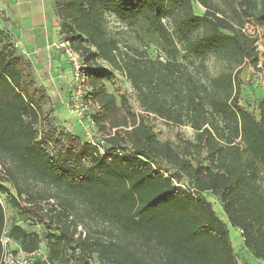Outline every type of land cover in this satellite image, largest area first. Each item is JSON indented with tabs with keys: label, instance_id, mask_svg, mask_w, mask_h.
Returning a JSON list of instances; mask_svg holds the SVG:
<instances>
[{
	"label": "trees",
	"instance_id": "1",
	"mask_svg": "<svg viewBox=\"0 0 264 264\" xmlns=\"http://www.w3.org/2000/svg\"><path fill=\"white\" fill-rule=\"evenodd\" d=\"M52 1L61 41L86 66L87 98L98 106L88 117L102 152L58 128L56 118L38 131L50 119L43 111L48 98L0 29V173L15 192L0 176V198L32 221L8 224L0 200V238L5 233L34 253L41 238L30 225H41L50 264H238L210 193L264 263V98L256 112L242 105L239 78L257 60L242 18L264 30V0H239L237 24L211 0ZM111 19L132 32L131 44L110 30ZM210 59L220 64L216 75ZM117 75L142 114L124 94L108 92ZM148 117L187 126L193 139L175 150L159 142ZM159 164L189 186L178 187Z\"/></svg>",
	"mask_w": 264,
	"mask_h": 264
},
{
	"label": "rangeland",
	"instance_id": "2",
	"mask_svg": "<svg viewBox=\"0 0 264 264\" xmlns=\"http://www.w3.org/2000/svg\"><path fill=\"white\" fill-rule=\"evenodd\" d=\"M211 1L213 2V4H215V6L219 10L223 12V15L231 23L237 24L238 20L234 16L233 10L235 9L238 12V14L242 16L241 10L238 7L239 0H211ZM194 11L197 14H202L203 9L200 8L198 5L194 4ZM242 20L244 24H248V22L251 21L249 17H243ZM109 27L111 31L119 33V38L122 41H126L127 43H130V44L132 43V36H131L132 32L131 31L125 30L124 28L118 26L116 22H114L112 19L109 21ZM261 32H264V30H262ZM148 54L151 58H154L156 53H155V50L151 47L148 49ZM208 68H209V72L212 75H216L221 69L219 62L215 61L214 59L209 60ZM239 78L242 82V86L240 88V94H241L240 102L250 111L256 112L257 103L259 102L261 98H264V94L256 82V78L254 76V72L252 68L248 65L244 66L239 74ZM106 87H107L108 92L114 94L115 96L124 94L128 99V104L132 112H134L135 114H142L141 109L136 101V98L132 92V89L130 88L129 83L122 76L117 75V77H115L112 82L107 83ZM69 89L71 90V88ZM60 96H62L63 98L62 100L60 98H56L55 96H52L51 94L50 100H48L44 104V107H43L44 114L49 115L50 119L49 121H44V122H41L39 125H37L38 131L46 129L48 127L47 126L48 123L52 122V124H54L56 120L55 118L57 117L61 121L60 122L58 119L56 120L57 123L60 125V126H57L58 128L63 129L61 123L68 125V126L71 125L75 129L74 130L75 135L84 138V134L87 131L85 127L88 125V132L96 136L95 140L97 143L100 144L101 149H102V146H103V144H101L102 136L100 132L97 130V128L95 127L91 128L89 126L90 124L87 122L86 119L83 120L84 122H82L83 124L82 126L77 121L75 114L72 112V101H71L72 93L70 92V97L68 101V110L70 113L69 117L64 107V104L68 99L67 97L68 94L64 92ZM52 107L54 108V115L56 117L53 115ZM95 111L96 110H94L93 107H89L87 110V117L90 114H93ZM147 122L149 126L152 128V130L155 132L156 137L159 140V142L161 143L169 142L175 150H180L185 140L193 139V131L187 126L178 127V126L170 125V124L163 122L162 120L155 119L153 117H148ZM46 149L49 152V154L55 155L54 149H52L51 147H46ZM159 167L162 170L166 171L168 175L173 176L174 182L176 183L178 187L184 186L187 188L189 186L186 180L180 174L175 172L173 169H170V168L168 169L167 166H164L162 164H159ZM0 176L2 178L3 184L7 186V188H9L10 194L15 195V192L12 189L11 185L7 182V179H5L6 178L5 175L1 172ZM205 197L213 204L214 210L219 216V218L222 219L228 225V221L222 211L220 202L210 193H205ZM0 200H1L3 207L5 208L8 224L10 220L12 221L17 220L18 222L19 221H23V222L29 221L30 223L32 222L31 220L27 218L24 212L22 213L17 212V215L13 214L12 210L9 208L10 207L9 202H8L9 200L7 197L3 196L2 198H0ZM30 227H34V230H36V232L40 235L41 243L39 245V250L47 253L44 239H43L44 230L42 226L39 225V227H35V225H30ZM228 228L233 229L230 225ZM92 264H102V263H99L98 261L94 260Z\"/></svg>",
	"mask_w": 264,
	"mask_h": 264
},
{
	"label": "crops",
	"instance_id": "3",
	"mask_svg": "<svg viewBox=\"0 0 264 264\" xmlns=\"http://www.w3.org/2000/svg\"><path fill=\"white\" fill-rule=\"evenodd\" d=\"M0 29L10 35L18 55L31 63L35 81L48 100L51 94L61 100L63 99L61 94L64 92L68 94L64 107L69 117L71 70L63 55L50 47L53 43L61 41L58 34V19L53 11V1L0 0ZM52 109L54 115V108ZM61 125L75 134V129L71 125L62 123ZM228 232L238 264H264L244 247L238 229L228 228Z\"/></svg>",
	"mask_w": 264,
	"mask_h": 264
},
{
	"label": "built area",
	"instance_id": "4",
	"mask_svg": "<svg viewBox=\"0 0 264 264\" xmlns=\"http://www.w3.org/2000/svg\"><path fill=\"white\" fill-rule=\"evenodd\" d=\"M241 32L252 39L255 52L257 54V60L252 68L256 82L264 94V36L262 29L257 26L253 21H249L241 29ZM50 47L60 52L65 58L68 66L71 70L70 87L72 93V112L75 114L77 121L83 126V120H87L89 126L93 128V124L90 118L87 117V110L89 107H93L94 110H98V106L91 102L88 97L90 88L87 85L86 66L82 62L80 55L75 52L67 41H60L53 43ZM87 130L84 134V141L93 147H97L101 152V146L96 142V136L88 132V125L85 127ZM103 144V138L101 141ZM0 166V170H1ZM80 233L82 229L77 228ZM83 233V232H82ZM84 234V233H83ZM240 236L242 231L239 230ZM1 243V254L0 264H50L47 256L41 250L34 253H24L20 249L16 248L15 244L11 239L7 237L5 233L0 238Z\"/></svg>",
	"mask_w": 264,
	"mask_h": 264
}]
</instances>
